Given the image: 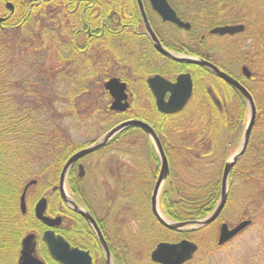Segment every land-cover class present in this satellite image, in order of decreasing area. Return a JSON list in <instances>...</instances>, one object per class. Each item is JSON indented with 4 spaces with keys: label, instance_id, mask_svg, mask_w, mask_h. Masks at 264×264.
Instances as JSON below:
<instances>
[{
    "label": "flooded vegetation",
    "instance_id": "1",
    "mask_svg": "<svg viewBox=\"0 0 264 264\" xmlns=\"http://www.w3.org/2000/svg\"><path fill=\"white\" fill-rule=\"evenodd\" d=\"M32 1L22 0L23 3L26 2V5H29V8ZM46 1L51 0H37V5L41 4L42 9ZM139 1L151 29L164 48L179 57L202 59L213 64L247 89L256 104L254 90H264V66L257 70L260 67L257 60L259 54L257 52L253 55L248 51L242 58H236L237 56L231 54V50L235 47L228 42V40L238 42L241 40L239 35L244 31H253L251 28L253 24L250 19H246L247 14L244 11L247 8L245 7L247 0H167L177 16L189 23L188 28L163 20L151 6L150 0ZM98 12L101 15L100 24L98 23L97 27L99 31L94 35L101 36L100 42L103 44L107 42L108 36H112V40L118 46L114 56L111 51V57H114L117 62L110 73H105L106 76L100 78L101 80L98 81L101 82L100 84L90 85L86 90L88 96L95 93V90L100 92V96L97 97L104 107L100 105L95 109V103L91 102L89 109L85 111L89 114L90 110L94 111V122L97 121L98 115H101L98 119L99 123L93 125L92 129L103 128L104 132L98 138L95 137L90 142L78 145L77 149L94 143L110 128L124 120L137 119L146 122L157 135L169 168V174L161 184L157 196L161 213L173 221L200 219L176 220L167 215L162 207L161 192L172 185L175 172L171 160H174L177 172L182 176L187 173L185 167L187 159L189 163L194 162L199 168L204 159H212L213 168H219L220 159L223 158L221 162L223 173L225 160L230 157V155L227 156L228 151L232 149L235 152L240 144L249 117L247 103L234 86L219 77L209 67L198 63L178 61L156 51L147 34L137 0H103ZM14 13V10L9 11V15L5 18L7 19ZM203 14L207 17L204 18ZM223 25H242V30L233 34L211 33V29ZM257 34H259L258 45L264 50V28ZM88 35H90L89 27L80 26L76 34V42L79 46H84V50L81 48L83 52H87V45H90L87 41ZM214 36L224 40L225 45L221 49L227 51L228 54L222 53L220 42L214 39ZM250 37H243L244 45L250 41ZM125 38L132 40L133 52L131 53L135 62L132 69L122 76ZM219 52L223 54V57L219 55ZM244 68L247 69L249 75L245 73ZM181 74H188L191 80V93L187 101L181 109L175 112L160 111L147 79L160 75L170 82H175ZM112 77L125 83L127 108L124 110L110 108L113 97L104 84ZM169 97L170 92L165 91L164 101H168ZM62 105L71 107L73 104L70 102V104L63 103ZM202 111L208 114V122L205 126L202 125L201 120H197L198 115L201 117ZM89 114L86 115L88 120ZM171 114L177 115L174 119H170ZM132 127H135L134 136L125 137L121 132L115 134L108 141L110 145L107 142L79 158L69 166L65 173L63 188L68 190V194L65 191L66 194L89 214L91 221L73 209L70 204L64 202L59 191L60 172L68 157L75 150L61 162L57 178L46 190L44 189V192H34L28 195L29 188H27L24 213L28 209L32 210L35 220L32 221L31 230L19 238L14 264H17L19 260L22 240L27 234L34 235L35 253L38 259L45 264H64L51 255L44 240V233L47 230L53 233L55 239H62L67 244L74 264H83L84 254L89 258V263H87L85 256L87 264H107L99 236L107 245L112 264H128L126 256L135 257V237L140 234L142 228L152 234H155L156 230L159 231L157 234H202L217 220L199 229L177 231L165 227L156 219L150 203L161 168L160 158L145 131L136 125ZM204 136L207 137V142L209 141L212 147H209L208 143H203ZM250 138L245 152L237 162H240L239 165L247 154ZM188 140L191 145L194 144L190 151L184 149ZM124 141L135 143V150H118L119 152L109 150L114 143H116L115 148L122 147ZM204 147H209L207 151L210 152L204 153ZM117 154L119 156L129 155L127 157L129 164L118 159ZM130 186L132 191H125ZM47 191L50 192L45 193ZM41 198L46 199L45 215L57 220L53 225L45 224L35 215V206ZM141 202L144 212L139 211ZM156 221L163 226V229L155 223ZM92 223L96 225L100 234L96 233ZM140 235L145 236L146 234ZM77 255H82V258ZM132 261L135 264V260Z\"/></svg>",
    "mask_w": 264,
    "mask_h": 264
},
{
    "label": "trees",
    "instance_id": "2",
    "mask_svg": "<svg viewBox=\"0 0 264 264\" xmlns=\"http://www.w3.org/2000/svg\"><path fill=\"white\" fill-rule=\"evenodd\" d=\"M6 1L13 2L15 13L0 23V264H14L19 238L31 230L32 221L35 220L32 210L28 209L25 213L20 210L21 190L36 175L45 176L48 181L56 179L61 162L79 147L71 144L60 129L64 125L61 121L57 122V119H62L63 115L55 114V103L61 105L71 102L73 105L69 114H80L82 109L75 105L79 95L88 96L87 88L100 84V78L112 71L117 60L111 57V51L114 56L118 44L112 40V36H108L107 42L103 44L100 42L101 36L94 35L99 31L97 27L101 15L98 9L103 0H51L46 1L42 9L41 4L37 5V0L31 2L30 8L22 0H0V17L9 15V10L5 7ZM47 9L58 15L57 23L51 22L57 29L53 30L51 25H42L43 19L39 17H46L44 14ZM203 15L204 18L207 17L206 14ZM80 26H87L90 30V35L87 36L90 43L87 45V52H83L84 46H79L76 42ZM40 39L41 42L38 41ZM45 41L49 42V49L45 48ZM131 41L125 38L122 76L132 69L135 62L131 53ZM43 47L49 52V58L54 64L46 66L42 62L36 63L41 58L38 52L41 53ZM31 54L33 60L25 62ZM21 68H30L29 75H26L29 79L14 86L8 70ZM58 80L67 83L65 85L69 89L66 87L65 94L53 91V84ZM35 84L36 88L33 87ZM14 89L24 93L15 95ZM259 91L264 95V90ZM256 105L257 114L249 148L242 163H237L230 172L225 205L236 188L235 182L249 188L246 195L250 197L253 194L251 203L256 205L258 201L259 205L264 199V102L256 97ZM176 115L171 114L170 119H174ZM207 118L208 114L204 111L201 117L198 115L197 120H201L205 126ZM120 132L125 137L134 136L135 127ZM211 139L214 140L212 137ZM202 141L212 147L206 136ZM193 145L188 140L184 149L190 151ZM209 147H204V153L210 152L207 151ZM123 148L126 151L135 150V143L124 141ZM222 159L217 164L219 168H213L212 159H204L201 168L195 166L194 162L189 163L187 159V173L182 176L178 174L172 159L175 170L172 185L161 192L162 207L166 214L176 220L206 216L219 199ZM254 209L255 206L252 210ZM247 211L249 214L243 216V219L253 220L258 215L256 211L251 212V207ZM155 223L163 229L161 224L157 221ZM183 237L196 241L195 234H162L158 241H175ZM211 241L213 248L219 247L214 239ZM194 257L195 260L192 258L185 264H203L196 261V254Z\"/></svg>",
    "mask_w": 264,
    "mask_h": 264
},
{
    "label": "water",
    "instance_id": "3",
    "mask_svg": "<svg viewBox=\"0 0 264 264\" xmlns=\"http://www.w3.org/2000/svg\"><path fill=\"white\" fill-rule=\"evenodd\" d=\"M138 5L140 7L141 15L143 22L147 28V34L149 35L150 39L153 42V47L156 51L161 53L164 56L170 57L172 59L178 60V61H186L191 63H198L205 65L209 67L214 73H216L219 77L226 80L228 83H230L232 86H234L244 97L248 110H249V117L245 126V129L243 131V135L240 141V144L236 151L225 161L224 169L222 173L221 178V185H220V195L218 202L214 206V208L203 218L197 219V220H191V221H173L165 217L158 206L157 203V196L159 193V189L161 187V184L169 174V168L167 164V159L163 153V149L161 146V143L155 134L154 130L151 128L150 125H148L146 122L142 120L137 119H127L124 120L117 125L110 128L104 135H102L97 141L94 143L82 147L76 151H74L66 160L65 164L63 165V168L60 172L59 177V191L61 198L64 200V202L70 204L73 209H75L77 212L81 213L83 216H85L88 220L91 221L89 214L81 209L69 196L66 194L63 184H64V178L65 173L69 166L78 160L79 158L83 157L84 155L96 150L97 148L103 146L106 144L112 137H114L115 134L118 132L131 127V126H139L142 128L145 133L149 136L151 139L153 145L156 148V151L158 152L160 162H161V168L159 171L158 178L155 183V187L152 191L151 195V210L156 219L165 227L173 230H195L199 229L201 227H204L211 222H213L218 215L221 213L222 208L225 205L227 195H228V177L230 174V171L232 167L238 162V160L242 157L243 153L246 150L247 144L249 142L250 134L252 131L253 124L255 122L256 117V107L255 102L253 100L252 95L249 93L247 89H245L237 80L232 78L227 73L221 71L213 64L202 60V59H196L191 57H179L174 55L173 53L169 52L166 48L162 46V44L159 42L157 36L151 29L147 18L145 16V13L143 11L142 5L139 0H137ZM151 6L153 9L161 16L163 20L171 21L175 24H177L180 27H189L188 22L182 21L179 16L175 13V11L171 8V6L168 4L167 0H150ZM6 7H8L10 10L13 9V5L11 2L6 3ZM5 19L3 17H0V22ZM242 25H223V26H217L213 29H211V33H218V34H224L229 33L233 34L235 32L241 31ZM244 71L247 75H249V72L246 68H244ZM147 82L149 86L151 87L155 97H156V103L160 111L165 113H172L182 108V106L187 101L190 93H191V80L190 76L188 74H181L179 75L175 82H170L166 79H164L160 75H154L152 77H149L147 79ZM105 88L109 91L110 95L113 97V101L110 105L111 109L114 110H124L127 108V102L126 99V93H125V83L120 81L118 78L112 77L108 79L105 82ZM158 85H164L167 86L166 90L161 91L158 87ZM179 85V95L177 96L175 91L173 92V87ZM165 91L170 92V97L168 101H164L163 94ZM35 180H30L27 182V184L23 188V192L20 196V207L21 211H25V192L29 185L34 183ZM45 206H46V199L41 198L36 206H35V215L38 219L43 221L47 225H53L57 220L50 218L49 216L45 215ZM250 219H243L239 221L236 225L233 227H229L227 223L223 222L220 225L219 234L217 237V244L222 245L235 237L239 231L244 229L250 224ZM95 231L97 234H100V231L96 227L94 223H92ZM101 246L104 250L105 258L107 261V264H112L111 257L109 250L107 248V245L102 237L99 236ZM34 235L33 234H27L23 240H22V249L20 253L19 260L17 264H45L41 260L38 259L36 253H35V247H34ZM44 240L46 241L49 251L52 256L57 258L59 261H61L64 264H74V259L72 257V254L67 248V244L62 240H57L54 238L53 233L51 231H46L44 233ZM168 248H178L180 250V255H172L167 257L168 264H184L188 260H190L194 253L196 252L198 246L195 242L183 238L177 242H167V241H161L156 244V246L153 248V250L150 253V259L153 262L164 264V261L160 259V253L161 248L164 247ZM72 252H77L75 250H71ZM86 256V254H84ZM82 258V255H77ZM85 256L83 257L84 262L83 264L89 263V258L86 256L85 262Z\"/></svg>",
    "mask_w": 264,
    "mask_h": 264
},
{
    "label": "rangeland",
    "instance_id": "4",
    "mask_svg": "<svg viewBox=\"0 0 264 264\" xmlns=\"http://www.w3.org/2000/svg\"><path fill=\"white\" fill-rule=\"evenodd\" d=\"M244 9L246 15V19H250V22L253 24L252 30H248L247 32H243V34L239 35L241 40L240 41H229L230 44L235 47L231 50V54L242 58L246 53L245 52H251V54H256L258 52V66L260 67L257 70H260L261 67L264 66V50L261 49L258 45V38L259 34L262 32L264 28V0H247ZM58 13V12H57ZM44 14V13H43ZM263 14V15H262ZM46 17L41 15L39 18H42L43 21H41L43 26H50L51 22L56 21V17L58 18V15L56 16L54 14V11L51 9H47L46 13L44 14ZM48 20V21H47ZM263 21V22H262ZM263 24V25H262ZM52 29H57L56 25H51ZM59 30V29H58ZM244 36H251L250 41L244 45ZM214 39H217L220 42V49L224 48L225 42L223 39L218 38L216 36L213 37ZM42 39L38 40L41 42ZM239 42H242L239 44ZM48 41L44 42L45 48H48ZM44 47L41 48L40 52L44 55L42 57V54L38 52V54L41 56L37 60V64H40L41 62L44 63L46 66H50V64L53 61L50 60V55L47 49ZM258 49V50H257ZM222 53L228 54L227 51L221 49ZM35 53V52H31ZM219 52V55L223 57V54ZM31 58V59H30ZM30 58L27 59V63L31 62L33 60L32 54L30 55ZM238 59V60H239ZM32 71V70H31ZM30 68H21L20 70L17 69H9L8 75L11 79V82L14 86L17 84H20L24 79L27 78L26 75H29ZM65 84V82H62L58 80L57 82H54L53 84V91L59 92L62 94L66 93V89L68 88ZM36 88V84L33 86ZM67 87V88H66ZM253 87V85H252ZM251 87V88H252ZM255 89V87H253ZM41 90V88H39ZM36 92L38 90H35ZM42 91V90H41ZM13 93L15 95H22L24 91H17L13 90ZM255 97L262 100L264 102V95H261V91L259 89L254 90ZM84 94L79 95L80 97L77 99V104L75 103L78 108L82 109V112L80 114H69L71 108L67 107L65 108L62 104L58 105L55 103V114L60 113L63 115L62 119H57V122L61 121V123L64 125L63 128L60 127V129L63 131L66 138H69L71 141V144L73 145H81L85 142H90L91 140L98 138L103 132V128H94L92 129V126L99 123V118L101 115H98L97 121L94 122L95 114H93V110H90V114L85 111V109H89V104L91 102L95 103V109L100 107V100L98 97L100 96V92L95 90V93L89 96H83ZM99 95V96H98ZM46 97L53 96V95H44ZM98 96V97H97ZM107 106V105H106ZM101 107H104L101 105ZM57 111V112H56ZM89 114V120L87 119V116ZM106 119L109 121L108 117ZM264 127V123H263ZM57 129V128H56ZM101 129V130H100ZM95 131V132H94ZM68 136V137H67ZM113 146L109 148V150H114V152L120 151H126L123 146H116V143L112 144ZM118 145V144H117ZM123 148V149H122ZM236 148V147H235ZM134 149H131L129 151H133ZM233 150L231 149L228 151L227 156H231ZM127 155V154H126ZM122 155L119 156L117 154L118 159H120L122 162L128 163L127 157L129 155ZM41 166V164H38ZM40 168V167H38ZM44 169H46L44 167ZM203 175V174H202ZM36 183L31 184L27 188L28 195L33 194L34 192H44V189L46 190L47 187L51 184V181H48V179L45 176L36 175L33 177ZM236 183V188L231 192L230 198L227 201V204L225 205L224 209L222 210L220 217L206 230L202 232V234H195L196 236V243L198 245V251L196 253V261H201L203 264H264V199H262L258 205V201H256V205L251 203V196L253 197V194L249 197L246 195L249 188L243 187V185H239L240 183ZM27 184V183H26ZM22 189V188H21ZM23 190V189H22ZM21 190V192H22ZM27 190V189H26ZM65 191L68 194V190L65 189ZM127 192L132 191V187L126 188ZM50 191H47L45 193H49ZM26 193V192H25ZM20 197V196H19ZM27 204V202H26ZM253 206H255V209L252 210ZM251 207V212H258V215H255L253 217L254 219L251 220V223L243 229L240 233H238L233 239L229 240L227 243L219 246V247H212L211 240L214 239L217 241V237L219 234V228L220 224L225 222L228 224L229 227L234 226L239 221L243 219V216H247L249 210ZM139 211L144 212V208L142 206V202L139 203ZM24 213V212H23ZM250 217V216H249ZM145 226V225H144ZM146 227V226H145ZM159 233L158 230H156L155 234H152V232H148L145 228H142L140 230V234H146L144 235H136L135 237V257L133 256H126L128 257V264H134L132 260H135V264H152L149 255L151 250L154 248L155 244H157L159 239H161L162 234ZM173 238V235H172ZM175 239V237H174ZM162 241V240H160ZM130 243H132L129 240ZM140 253H137V252ZM148 257V258H147ZM195 260V257L194 259Z\"/></svg>",
    "mask_w": 264,
    "mask_h": 264
},
{
    "label": "snow or ice",
    "instance_id": "5",
    "mask_svg": "<svg viewBox=\"0 0 264 264\" xmlns=\"http://www.w3.org/2000/svg\"><path fill=\"white\" fill-rule=\"evenodd\" d=\"M159 89L161 91L166 90L167 86L164 85H158ZM173 87V92L175 91L176 95H179V85L172 86ZM172 255H180V250L178 248H168L164 247L161 248V253H160V259L164 261V264H168L167 257L172 256Z\"/></svg>",
    "mask_w": 264,
    "mask_h": 264
}]
</instances>
